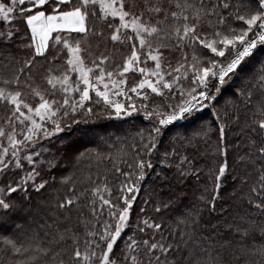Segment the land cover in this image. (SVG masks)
Returning <instances> with one entry per match:
<instances>
[{"label": "snow or ice", "instance_id": "snow-or-ice-1", "mask_svg": "<svg viewBox=\"0 0 264 264\" xmlns=\"http://www.w3.org/2000/svg\"><path fill=\"white\" fill-rule=\"evenodd\" d=\"M228 84L233 99L217 108ZM204 110L218 137L201 164L188 146L198 151L207 132L187 125ZM134 113L149 127L133 162L121 161L129 171L100 145L75 150L77 164L111 162L118 183L106 171L85 182L63 174L81 124ZM233 126L243 145L226 141ZM190 180L199 203L166 222L180 197L158 200L155 189ZM149 182L143 203L155 215L135 211ZM0 255V264H264V0H0Z\"/></svg>", "mask_w": 264, "mask_h": 264}, {"label": "trees", "instance_id": "trees-1", "mask_svg": "<svg viewBox=\"0 0 264 264\" xmlns=\"http://www.w3.org/2000/svg\"><path fill=\"white\" fill-rule=\"evenodd\" d=\"M135 79V76L129 74V85H131ZM234 90H237V87L234 85L228 84L224 86L222 90L223 95L217 103V108H221L226 100L233 99L232 92ZM255 102L256 97H254L253 99V103ZM229 110L231 111V107H229ZM239 115L241 117L240 124L241 126H243L245 122V113L240 112ZM213 119V112L211 110H204L198 114V118L193 122V124L187 125V127L189 128V134H191V131L194 128L198 129L201 126H203L205 132H207L206 136H201L199 138V143L196 145L198 151H194L191 146H188V154L194 155L196 157V160L201 164H203V162L206 160L210 161L217 149L218 133L216 130L217 126L212 123ZM147 127H149V124L148 121L143 120V113L135 114L129 118L123 119H115L114 117L109 119L104 116L99 119L93 118L87 124H81L76 135V143L74 149L69 151V154L64 161L63 174H74L75 178L78 181L85 182L89 175H92L93 178H95V174L97 173V171H106L108 173L110 182L118 183V181L115 180L112 174L111 170L113 164L111 162L105 160L98 165L95 159H84L82 162L77 164L74 158L75 150L79 149L80 151H83L84 148H95L97 145H100L106 153L111 154L115 158V162L119 167L123 168L125 171H129L130 169H128L127 163L133 162L132 145L136 144L139 139V137L137 136V132ZM179 130L183 131V129ZM239 132L240 129L233 126L232 130L227 132L226 141L230 145L232 143H240L241 145H243V140L237 139ZM234 158L235 153L230 156V162ZM121 161H126L127 163H122ZM153 162L156 164L158 171L161 166L159 161L154 158ZM121 179L123 178L121 177ZM153 187L154 186L150 182L144 185V190L141 192L140 198L135 206L136 212H139L140 208L144 207L149 215H155L153 205H145L143 203V201L147 198L145 196V191H151ZM200 188L201 186L197 185L193 180L188 181L187 184H176L175 182H173L172 190H170L168 187H165L163 191H161L159 188H156L153 195L158 200L160 198L168 199L174 194L179 195L180 197V199L174 205L175 215H166L164 217L165 221L171 223L176 219L177 215L191 209L193 205L198 204ZM230 192L231 188H229V193ZM39 199V197H35L32 201L33 214L38 211L37 214L34 215L43 214L38 207ZM237 203L238 202L229 199V203L225 204V207H228L229 204H231L233 206V210L238 211V208L236 207ZM27 211L28 210L26 209L25 212L22 213V215H26ZM28 218L30 219L31 217ZM212 222L216 223L217 221L213 220ZM0 259H3L2 255H0Z\"/></svg>", "mask_w": 264, "mask_h": 264}, {"label": "rangeland", "instance_id": "rangeland-1", "mask_svg": "<svg viewBox=\"0 0 264 264\" xmlns=\"http://www.w3.org/2000/svg\"><path fill=\"white\" fill-rule=\"evenodd\" d=\"M136 102H137V105H139L140 101H139L138 99L136 100ZM135 114H136V113H134L133 115H135ZM140 114H142V113H140ZM113 117H114L115 119L129 118V117H127V116H124V117H121V118H116L115 116H113ZM96 138H97V137H96ZM96 138H95V139H96ZM37 212H38V211H36L34 214H37ZM28 219H29V218H28ZM29 220H31V218H30Z\"/></svg>", "mask_w": 264, "mask_h": 264}]
</instances>
